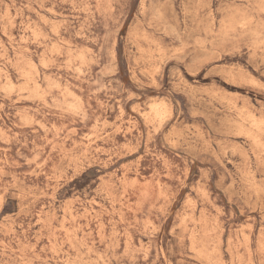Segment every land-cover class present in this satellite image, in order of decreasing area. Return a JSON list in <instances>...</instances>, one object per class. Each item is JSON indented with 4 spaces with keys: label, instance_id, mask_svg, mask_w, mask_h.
I'll use <instances>...</instances> for the list:
<instances>
[{
    "label": "rangeland",
    "instance_id": "obj_1",
    "mask_svg": "<svg viewBox=\"0 0 264 264\" xmlns=\"http://www.w3.org/2000/svg\"><path fill=\"white\" fill-rule=\"evenodd\" d=\"M0 264H264V0H0Z\"/></svg>",
    "mask_w": 264,
    "mask_h": 264
}]
</instances>
